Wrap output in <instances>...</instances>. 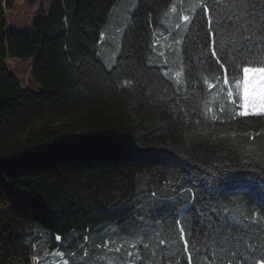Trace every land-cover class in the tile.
<instances>
[{
	"label": "trees",
	"instance_id": "16d2710c",
	"mask_svg": "<svg viewBox=\"0 0 264 264\" xmlns=\"http://www.w3.org/2000/svg\"><path fill=\"white\" fill-rule=\"evenodd\" d=\"M49 1L24 36L9 32V0H0V264H34L41 234L70 264H127L135 250L108 251L105 240L120 244L147 225L178 234L187 202L193 241L204 240V213L235 214L241 227L256 218L251 264H264L255 251L264 243V118L220 112L204 83L215 81L200 63L202 32L173 52L180 18L212 0ZM8 59L33 61L43 91L24 88ZM177 258L187 264V253Z\"/></svg>",
	"mask_w": 264,
	"mask_h": 264
},
{
	"label": "snow or ice",
	"instance_id": "6c2138e0",
	"mask_svg": "<svg viewBox=\"0 0 264 264\" xmlns=\"http://www.w3.org/2000/svg\"><path fill=\"white\" fill-rule=\"evenodd\" d=\"M193 8L198 11L183 15L180 18L183 24L178 22L175 25L177 29L183 28V33L179 34L178 39H173L177 46L173 49L174 54L180 55L182 43L185 51L188 50L189 34L194 33V38L199 40L202 32L200 63L208 64L212 69L208 74L209 79L215 81L205 80L204 83L207 84L208 95H212L211 90L216 89L221 101L220 112L230 115L232 119L264 118V0H212L210 4L205 2L203 6L194 3ZM209 47L210 55H206L205 50ZM159 55L164 57L165 53L161 51ZM193 60V57H188V71L185 73L188 78H191L190 66ZM165 62H169L167 57ZM182 73L184 67L174 71L177 84L184 82ZM207 111L211 112L212 109L208 108ZM216 118L213 114L212 119ZM193 207L192 202L185 203L176 217L178 234L172 229L165 233L151 225L141 226L129 233L120 244H115L114 237L107 238L104 247L117 253L125 245L134 249L135 251L127 252V264H134V261L142 259L147 264H160L156 259L157 252L165 256L167 264H180L177 257L183 258L184 253H187V264H251V261L257 259L250 252L254 247L250 241L257 238L254 233L262 231L256 218L241 227L242 221L235 214L216 220L209 213H204L200 226L196 229V235L202 234L204 240L193 241V226L186 219ZM259 215L257 212V216ZM244 228H248V231L244 232ZM154 232L155 236L152 235ZM233 232H243V235L234 236ZM56 239L61 238L57 236ZM110 244H115L114 249L109 248ZM141 249L144 250V256L140 255ZM255 251L259 259L264 261V243ZM148 253H151V257Z\"/></svg>",
	"mask_w": 264,
	"mask_h": 264
},
{
	"label": "rangeland",
	"instance_id": "374dc122",
	"mask_svg": "<svg viewBox=\"0 0 264 264\" xmlns=\"http://www.w3.org/2000/svg\"><path fill=\"white\" fill-rule=\"evenodd\" d=\"M50 8L49 0H9L6 12L9 32H16L24 36H31L35 23ZM12 73L18 78L24 88H32L38 93L43 91L32 78L33 61L23 62L8 59ZM34 264H70L64 253L54 248L52 243L43 240L42 234L34 241Z\"/></svg>",
	"mask_w": 264,
	"mask_h": 264
}]
</instances>
